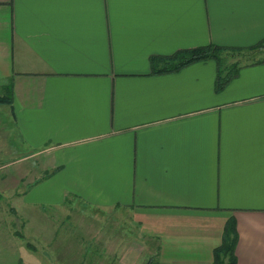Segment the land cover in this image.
Wrapping results in <instances>:
<instances>
[{
	"label": "crops",
	"instance_id": "1",
	"mask_svg": "<svg viewBox=\"0 0 264 264\" xmlns=\"http://www.w3.org/2000/svg\"><path fill=\"white\" fill-rule=\"evenodd\" d=\"M263 40L264 0H0V264H212L230 219L264 264V57L222 91L151 65ZM76 209L133 235L61 232Z\"/></svg>",
	"mask_w": 264,
	"mask_h": 264
},
{
	"label": "trees",
	"instance_id": "2",
	"mask_svg": "<svg viewBox=\"0 0 264 264\" xmlns=\"http://www.w3.org/2000/svg\"><path fill=\"white\" fill-rule=\"evenodd\" d=\"M264 49V40L256 46L248 49H236L209 45L189 50H181L170 56H156L151 59L153 73L166 75L180 72L193 64L214 61L217 64L216 90L222 91L227 85L236 79L242 65L239 61L240 54ZM14 101L13 83L7 88V94L0 96V106L10 105ZM239 241V233L235 219H230L224 228L223 242L214 250L212 264H237L236 247ZM146 264H162L156 257H152Z\"/></svg>",
	"mask_w": 264,
	"mask_h": 264
},
{
	"label": "rangeland",
	"instance_id": "3",
	"mask_svg": "<svg viewBox=\"0 0 264 264\" xmlns=\"http://www.w3.org/2000/svg\"><path fill=\"white\" fill-rule=\"evenodd\" d=\"M240 56V63H248L259 60L264 57V49L253 50L252 52H244ZM6 201L5 204L6 205ZM88 210V209H87ZM111 213L107 215H103V219L97 218L94 213L89 210L86 211L84 209L74 210L72 212L71 221L68 222V225L65 228H60V231H65L67 235L70 236H95L102 235L105 238H111L112 236H119L121 238L127 239V237L132 236L133 233L128 234L127 231L129 229L128 222L124 216V213H117L119 215L117 217H109ZM83 217V219H81ZM120 222V224H115L116 222ZM126 221V222H125ZM15 228V227H14ZM22 235L21 232H18ZM31 224L26 225L24 228V235L31 236ZM151 246L155 247V244L150 243Z\"/></svg>",
	"mask_w": 264,
	"mask_h": 264
}]
</instances>
